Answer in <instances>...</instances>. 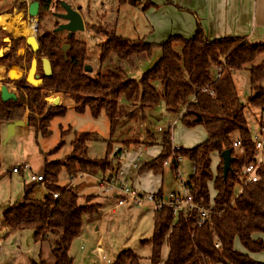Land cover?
<instances>
[{"label": "trees", "instance_id": "trees-1", "mask_svg": "<svg viewBox=\"0 0 264 264\" xmlns=\"http://www.w3.org/2000/svg\"><path fill=\"white\" fill-rule=\"evenodd\" d=\"M34 1L39 4L37 54L49 58L53 74L50 78H43L37 86L30 84L25 76L14 81L1 80V86L8 88V84L12 83L17 87V92L15 101L3 102L0 98V128L22 120L24 111L29 110L37 117L29 116L27 126L36 135L46 137L49 134V122L63 116L67 110L63 107L49 108L44 113V93L47 91L72 97L76 104L74 111L77 113L88 110L93 117H97L103 112L109 120L110 136L114 135L122 119H133L119 104L120 97L127 101H137L143 111L152 109L161 99L170 112H178L185 107L179 122L187 128L202 126L206 139L192 149L180 148L174 153L195 166L186 187L190 189L194 201L202 203L212 214L208 221L198 227L194 211L181 210L176 215L166 207L154 211L152 237L142 242L150 246V264H159L164 246L168 253L163 264H264L249 257V254L264 252V242L258 238L264 235V149L263 161L258 170L259 180L243 184L241 170L253 161L256 148L247 126L245 106L239 100L233 81L234 72L264 55V44H253L243 38L232 37L209 40L197 25L191 38L173 36L160 44L161 57L158 62L139 81H135L123 78L121 64L125 62L135 67L137 61L151 55L153 45L143 40L131 42L117 37L112 26L107 43L101 46L99 60L107 61L110 54H113L119 60V66L114 71L107 70L91 77L84 71V44L74 40V37L66 38L70 49L63 53L58 33L47 30L42 23L52 8H59V1ZM129 1L120 0L121 3ZM21 42H24L22 38L12 39L11 45L0 58V64L5 68L21 66L19 63L24 59L28 69L31 68L30 56L33 52L27 53L25 58L17 56ZM177 44L181 45L180 53L173 49ZM221 65L222 75L214 79V68ZM155 81L160 83L162 91L154 88ZM263 81L264 59L249 69L251 97L247 106L260 110L259 130L264 129ZM232 135L236 137L232 139ZM89 140V134L76 136L71 142V153L64 161L44 160L43 185L46 195L42 199L30 197L31 192L27 191L21 201L2 211V224L9 231L31 229L35 242L45 241L50 235L54 237V248L51 251L54 264H72L69 251L73 240L81 234L83 218L98 215L100 211L99 205L92 203L94 196L81 199L74 187L60 189L56 185L62 169L71 179L94 169L106 173L108 169L105 161L87 157ZM237 141L241 151L232 146ZM159 145L161 152L142 164L139 172H162L163 162L171 156L168 131L162 135ZM107 149L109 151L105 158L111 149L110 142ZM227 149L231 150L234 160L231 172L223 179L220 155ZM214 154L219 155L215 172L211 169ZM173 169L176 171L177 167ZM209 187L214 191L213 199H210ZM57 193L59 196L54 198L53 195ZM157 194L162 195V192ZM216 243L218 247H215ZM235 247H241L245 253ZM138 260L139 257L131 250H125L113 264H137Z\"/></svg>", "mask_w": 264, "mask_h": 264}, {"label": "rangeland", "instance_id": "rangeland-1", "mask_svg": "<svg viewBox=\"0 0 264 264\" xmlns=\"http://www.w3.org/2000/svg\"><path fill=\"white\" fill-rule=\"evenodd\" d=\"M64 1L69 2L73 8L81 7L80 13L84 23V31L75 33L74 40L84 44L86 53L83 65L91 68L89 73L91 77H94L97 73H105L107 70L114 71L115 67L119 66V60L113 54H110L107 61L100 62L99 60L101 46L107 43L108 35L112 32V26L117 37L131 42L143 40L144 43L153 45L151 55L137 61L135 67H130L125 62L121 64L124 79L139 81L143 74L150 70L160 59L161 50L159 45L165 41H162L159 35L160 32L156 29L157 25L154 23L160 14L148 11L145 0H130L126 3H121L120 0ZM12 4H14L13 0H0V13L9 10L5 13L6 15H3L6 24H0L3 26V28H0V55H4L11 44V39L22 38L24 42L18 45L17 56L25 58L26 52L29 50L25 44V38L29 36L16 30H19L21 24L28 23L31 20L38 23V16L32 18L26 13L20 19L13 15V11H11L13 9ZM61 12L60 7H54L51 9L49 16H44L42 23L47 30L53 31L55 24L60 25L63 23L62 20L53 17L54 13ZM160 17L162 21L165 18L162 15ZM153 28H155V31H153ZM57 35L61 39V48L63 45H69L65 53L68 52L70 44L65 41L66 35L64 33H58ZM33 36L37 38V31L34 32ZM4 39L7 41H4ZM173 49L175 52L180 53L181 45L177 44ZM37 57H39L37 52L30 56L32 62H35ZM263 59L264 55H261L253 63L233 73L234 85L240 102L245 106L247 126L251 135H254V133L261 134V129L259 130L261 112L258 108L247 106V101L251 97L249 69L260 64ZM32 62L30 69L25 65V59L21 60L19 64L23 66L21 68L25 71L22 77L25 76L30 84L37 86L35 75L39 73L38 63L32 65ZM15 71L13 67L8 69V76L12 81L14 79L19 80L22 74L19 73L17 77L12 78L10 73ZM153 86L157 91H162L158 81L153 82ZM261 86L264 88V81ZM8 88L13 91V84H8ZM44 95L46 105L44 113L49 108L63 107L67 109L63 116L55 117L49 122V134L46 137L36 135L35 131L27 125H25V128L22 126L17 127L14 135L9 139H7V132L3 131L0 136V264H39L41 262L54 264V257L51 252L54 248V237L50 235L45 241L35 242L31 229L24 228L14 231L5 229L2 224V211L22 200L26 187H24V183L26 180L29 181L30 174L43 172L44 160L54 162L66 159L71 153V142L76 136L81 134L90 135V140L87 143V157L93 160L105 161L107 169L110 171L117 167L113 158L115 157L114 151L119 148L128 147L129 151L139 150L141 152L139 160L142 164L144 161L146 163L152 160H147L148 156L156 155L158 149L154 145L160 144L162 135L167 131L169 132L171 155L173 147L188 150L201 144L206 139L202 126L187 128L179 122L180 112L184 113L185 107H182L178 112H170L166 109L162 99L152 109L143 111L140 110L141 106L137 101H127L124 97H120L118 99L119 104L124 107L127 113H130L133 119H122L114 135L110 136L109 120L103 112L97 117H93L88 110L77 113L74 111L76 104L72 97L56 91H47ZM46 98L49 99V103L45 102ZM55 99L58 101L57 105L54 106L53 101ZM29 116L37 117L35 113L25 110L22 120L27 122ZM172 123H174V126L171 130L169 127ZM262 134L264 133L262 132ZM235 137L236 135L231 136L232 139ZM109 142L111 149L108 157L105 158L109 151L107 149ZM60 144L61 146L58 148ZM149 145L152 147L147 148ZM218 163L219 155H212L211 169L213 172H215ZM24 164H27L29 168L23 167ZM16 167H22L20 173L15 174L12 172V168ZM162 172L164 192H177V190L180 192L182 186L180 180L176 178V173H180L182 182H186L192 173V168L189 161L182 157L176 171L173 167L166 166L162 169ZM157 173H161V171ZM101 174L100 170L94 169L87 172L86 175L78 174L71 179L66 171L62 169L58 174L56 185L60 189H66L69 186L74 187L76 194L81 199L86 196H95L100 200L102 193L96 184V180L101 177ZM45 195L46 190L43 183L35 187L30 193V197L35 199H42ZM209 195L210 199H213L214 191L211 187H209ZM95 198L93 204H95ZM153 215L154 211L152 210L144 212L140 207H135L131 210L123 208L119 211L118 216H105L104 219L95 222H90L87 217H84L81 234L73 240L70 247V254L74 258L73 264H80L84 250L89 247H97L98 242L105 247L104 250L107 251L110 262L113 254L131 250L139 257L137 264H149L150 246L142 244V242L152 237ZM80 247L84 250H81ZM164 254L166 255L165 246L161 251V260L165 256ZM99 255L100 252L96 251L90 260L101 261Z\"/></svg>", "mask_w": 264, "mask_h": 264}, {"label": "crops", "instance_id": "crops-1", "mask_svg": "<svg viewBox=\"0 0 264 264\" xmlns=\"http://www.w3.org/2000/svg\"><path fill=\"white\" fill-rule=\"evenodd\" d=\"M33 1L34 0H13V9H11V11H13V15L21 19V17H23L27 13L28 6ZM145 2L150 4L147 8L149 9L148 11H153L154 14H160L158 15V19H155L156 21H154V23H156L157 25L156 29L160 32L159 35L161 36L162 41H166L168 37L173 36L191 38L195 33L196 26L199 25L203 30L204 35L209 40L232 37L243 38L244 40L253 44H264V0H145ZM8 11V9L2 11L0 13V17H5L3 15H6L5 13H7ZM161 15L165 17L163 21L160 17ZM0 26V28H3L2 25ZM153 31H155V28H153ZM8 69L5 68V66L0 65V80H11V78L8 76ZM13 69L16 70L15 72L17 73V75H19V73H22L21 77L25 73L21 66H13ZM10 76H12V72L10 73ZM22 127L25 128L26 126ZM5 130L6 125L0 128V136L2 135L3 131L6 132ZM262 137L264 139V134H262ZM151 147L152 146L150 145L147 146V148ZM154 147L158 149V151H156V155H149L147 160L155 158L161 152V147L158 143L155 144ZM134 155L135 150L129 152L130 158H133ZM144 163L145 161L143 162V164ZM24 165L23 167H25ZM21 168H19V171L17 173L21 172ZM108 173L109 170H107L105 174H101V177L108 175ZM86 174L87 173H83L79 175ZM188 179L186 180V182L188 181ZM24 184V187L26 186L24 189L25 192H32L33 189L37 187L34 186L32 187V189L28 190V188L31 187V184L27 180ZM128 184L143 193L157 194L159 192H162V195L170 193L164 192L163 190V172L156 173L149 170L143 172H133L128 178ZM177 192L179 191L177 190ZM101 195L102 196H100V200L95 198L94 201L96 204L99 205L100 211L98 215L87 216L90 222L100 221L102 218L104 219L105 216H118L119 211L123 208H126V210H131L135 207L139 208V206L127 204L126 206H123L121 208H116L115 212L111 213V208L114 205L113 199L106 194L102 193ZM140 208L144 212H148L149 210L154 211L151 206L147 205L140 206ZM96 231L98 230L96 229ZM258 238L262 239L264 242V235H261ZM104 248L105 247H103L100 242H98L97 247H89L85 250L80 247L81 250L85 251L84 255H82V261L80 264H105L102 261L90 260V258L96 251H99L100 253L103 252V254H105L107 257V251L105 252ZM235 249L245 253V251L241 247H235ZM120 253L113 254V258L109 264H113ZM167 253L168 251L166 248V255L164 254L165 256H163L162 260L160 259L159 264H163L167 257ZM70 256L72 258L73 264L74 258L71 254ZM249 257L256 262L264 263V252L257 254H249ZM148 262L150 264V261Z\"/></svg>", "mask_w": 264, "mask_h": 264}, {"label": "built area", "instance_id": "built-area-1", "mask_svg": "<svg viewBox=\"0 0 264 264\" xmlns=\"http://www.w3.org/2000/svg\"><path fill=\"white\" fill-rule=\"evenodd\" d=\"M223 65L216 66L214 68L213 78L219 79L222 75ZM193 101V100H192ZM183 112H180V117ZM264 120V116H263ZM169 128L173 129V125ZM160 131V128L158 129ZM264 129L261 131L263 132ZM253 141L255 142L256 154L253 161L244 166L241 170V180L243 184L255 183L259 180L258 170L263 161V149H264V139L262 134H254ZM233 148L235 150L241 151V146L239 141L233 143ZM128 148V147H127ZM119 148L114 151L115 157L113 161L116 162L117 167L113 171L109 170L108 175L101 177L97 180V186L101 193L108 195L114 201V205L111 208V213H114L116 208H121L127 204H133L135 206H151L154 211L161 210L166 207L171 209L173 215H176L181 210L194 211L196 213V225L201 227L206 221L209 220L211 216V211L208 208L203 207L202 203H196L190 193V189L186 187V183L182 182L180 173H176V178L180 180L182 186V192H170L166 195L161 194H151L143 193L136 188H133L128 184V178L133 172H138L141 167V162L139 160L140 151H135L133 158L129 157V149ZM172 155L168 160L163 162V166H178L182 161V156L175 154L180 148L173 147ZM28 168V165H24ZM193 172L195 171V166L192 165ZM19 167L13 168L12 172L17 173ZM44 181L43 172L30 174L29 183L32 189L34 186H39ZM59 194H54L53 197L57 198ZM218 243L215 247H218ZM99 258L105 264H109L110 261L105 254L100 253Z\"/></svg>", "mask_w": 264, "mask_h": 264}, {"label": "water", "instance_id": "water-1", "mask_svg": "<svg viewBox=\"0 0 264 264\" xmlns=\"http://www.w3.org/2000/svg\"><path fill=\"white\" fill-rule=\"evenodd\" d=\"M59 1V7L62 9L61 13H55L54 16L63 21L62 24L58 25L57 28L54 29V33L66 32L68 35H73L77 32L84 31V23L81 14L77 9H74L69 3L64 0ZM39 11V4L36 1H33L27 9V13L30 17L36 18ZM37 29V22H35V31ZM4 41H7L4 39ZM25 44L30 50L35 53L39 49L38 40L35 36H29L25 38ZM69 48V45H63L61 50L65 52ZM2 57V55H0ZM38 63L39 73L35 75L37 78V84L42 83L43 78H50L53 74V69L51 65V61L46 56H39L36 58L35 62H32V65ZM84 71L87 73L91 72V68L89 66H85ZM0 98L3 102L6 101H15L16 96L14 93L10 92L8 88L3 85L0 87ZM57 99L53 101V105H57ZM45 102L49 103V99L46 98ZM198 120H200L198 118ZM27 125V122L23 120L15 121L13 123H9L6 125L7 139L11 138L14 135L15 129L20 126ZM222 159V176L223 179H226V176L229 172H231V164L233 163L234 158L231 155V150H224L221 155Z\"/></svg>", "mask_w": 264, "mask_h": 264}, {"label": "bare ground", "instance_id": "bare-ground-1", "mask_svg": "<svg viewBox=\"0 0 264 264\" xmlns=\"http://www.w3.org/2000/svg\"><path fill=\"white\" fill-rule=\"evenodd\" d=\"M4 20H5V17H0V24L5 25L6 23L4 22ZM16 31H18L19 33H21L23 35L33 36V34L35 32V22L33 20H31L28 23L21 24L19 27V30H16ZM11 77L12 78L17 77V73L12 72Z\"/></svg>", "mask_w": 264, "mask_h": 264}, {"label": "flooded vegetation", "instance_id": "flooded-vegetation-1", "mask_svg": "<svg viewBox=\"0 0 264 264\" xmlns=\"http://www.w3.org/2000/svg\"><path fill=\"white\" fill-rule=\"evenodd\" d=\"M69 3V2H68ZM70 4V3H69ZM71 5V4H70ZM72 6V5H71ZM74 9H77L78 11H79V13H80V11H81V7L80 6H77V7H75ZM55 14V13H54ZM81 14V13H80ZM58 26V25H57ZM55 28H57V27H55ZM54 28V29H55ZM54 29H53V31H54ZM59 33H64V35H66V38H69V37H74V35L75 34H73V35H68L66 32H59ZM11 43H12V39H11ZM39 44V43H38ZM11 45V44H10ZM29 50L26 52V54L28 53V52H32L31 50H30V48H28ZM6 51H7V49H6ZM5 51V52H6ZM62 51V50H61ZM63 52V51H62ZM63 53H65V52H63ZM26 56V55H25ZM43 80V79H42ZM40 85V84H39ZM16 92H17V87L13 84V93L15 94V96H16Z\"/></svg>", "mask_w": 264, "mask_h": 264}]
</instances>
